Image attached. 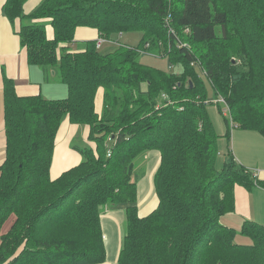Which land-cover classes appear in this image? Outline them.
Masks as SVG:
<instances>
[{
    "label": "trees",
    "instance_id": "obj_1",
    "mask_svg": "<svg viewBox=\"0 0 264 264\" xmlns=\"http://www.w3.org/2000/svg\"><path fill=\"white\" fill-rule=\"evenodd\" d=\"M25 3L4 0L3 14L28 62L47 78L54 71L68 95L20 96L4 77L0 264L105 263L103 215L118 209L127 227L114 264H264V225L248 219L237 230L222 221L235 211L237 185L264 188V180L231 149L229 161L217 159L232 125L264 136V0H42L31 13ZM79 27L100 36L74 47ZM129 31L141 32L136 47L99 51L100 40L116 43L115 34ZM144 53L167 58L170 70L141 62ZM211 103L225 135L209 117ZM65 119L87 125L95 147L73 146L83 160L52 179ZM145 158L150 170L160 160L159 203L142 217Z\"/></svg>",
    "mask_w": 264,
    "mask_h": 264
},
{
    "label": "crops",
    "instance_id": "obj_2",
    "mask_svg": "<svg viewBox=\"0 0 264 264\" xmlns=\"http://www.w3.org/2000/svg\"><path fill=\"white\" fill-rule=\"evenodd\" d=\"M41 1L35 4L34 9ZM3 3L4 0H0V165L5 158L4 153L6 147L3 92L4 77L7 76L15 82L17 93L20 96L42 94L49 99H61L68 95V87L66 84L52 78L55 76L54 71H51V77L47 78L41 67L31 65L28 62L27 55L25 54L26 49L21 45L16 26L3 14ZM35 3H37V0H35ZM33 10L25 13H31ZM98 36H100L99 32L95 28L79 27L75 35V41L93 40L99 38ZM75 46H77L76 43H74ZM103 94L104 91L102 89L97 93L96 110L99 114L103 111ZM78 134L81 137L83 146L75 143V138H77L76 136ZM232 134L234 137L236 160L254 172V175L258 179L264 180V147L256 143L260 142L261 144L264 142V136L255 130L235 129V127L232 129ZM88 136L89 127L87 125L73 124L68 119L63 121L56 140L53 164L51 167L52 179L58 178L63 172L76 166L83 160L82 155L73 146L95 147V143L89 141ZM159 161L149 171L148 178L146 179L145 176L139 182V213L142 217L152 212L159 203L153 184L154 172ZM143 187L146 193L140 195ZM154 199L156 204L152 206L150 201ZM235 199V211L223 216L224 223L234 227L235 225L241 227L243 221L248 219L258 223H264V188L254 185L251 190H248L243 186L237 185L235 187ZM103 220L106 236L107 261L102 264H114L117 262L121 248L122 230L124 229L123 220H125L124 212L121 209L114 210L112 213L106 212L103 215ZM110 248L111 254L109 252ZM112 249H114L113 255Z\"/></svg>",
    "mask_w": 264,
    "mask_h": 264
},
{
    "label": "rangeland",
    "instance_id": "obj_3",
    "mask_svg": "<svg viewBox=\"0 0 264 264\" xmlns=\"http://www.w3.org/2000/svg\"><path fill=\"white\" fill-rule=\"evenodd\" d=\"M39 1L40 0H37V3H35V0H26V3H25L26 5L24 6L25 12H30L31 10H33L34 6H36L35 4H38ZM140 34H141V32H138V31H129V32L122 33L121 35L115 34L113 39H114V42H116V43L104 42L102 44V46L99 48V51H101L102 53H107L119 44H124V45H128V46H135L136 47L141 40ZM83 42H85V41H82V42L76 41L74 43H76L78 45V44H82ZM75 47H77V46H75ZM140 57H141L140 61L143 63H146L148 65L160 68V69L165 70L167 72L170 70V67L168 65L169 63L167 62L168 61L167 58H164V59L161 58L160 59V58H157L156 55L150 54V53L149 54L144 53ZM173 70L175 72H180L181 70H183V67L181 65H176V66H174ZM208 112L210 115L209 117H211V119L215 125L216 131L219 134L225 135L227 133L228 124L225 121V117L223 116V114L219 108V105L216 103H211L208 106ZM232 123L233 122H231V124ZM236 126L237 125L235 124L234 125L235 129L237 128ZM231 129H234V128L231 127ZM76 137L77 138H75V143L78 145L80 144V146H83V142L81 141L80 135L78 134ZM222 139H224V141L221 142ZM256 143H258L259 145L264 147V142H262L261 144H260V142H256ZM219 145H220V151L219 152L222 153V156H219L217 159L219 160V164L222 165L225 161H229L231 159V157H230L231 155L228 153L229 149L232 150L233 155L235 156L233 134H232V138H231L229 144H228L227 139H225L224 137H221V139L219 141ZM141 162H142L141 163L142 165L140 166L141 179L139 182H141V180H143V178H145V176H146V179L148 178L150 167H151L150 166L151 161L148 158H145ZM143 174H146V175H143ZM144 189L145 188L143 187L140 195H143L146 193V190H144ZM150 202H151L152 206L153 205L155 206V204H156L155 199L151 200ZM222 221H224L223 218H222ZM123 223L125 225H124V229L122 231H126V227H127L126 220ZM260 224L264 225V223H262V222H260ZM6 227H7V224L2 227L1 233H3L5 231ZM235 228L237 230H239L240 226L235 225ZM123 234H124V232H123ZM123 234H122V236H123ZM235 239L239 242H242V243H246L249 241L245 237L242 238L241 235H237ZM108 250H109V248H108ZM113 250L114 249H112V255H113ZM109 252L111 254V248H110ZM112 255H110V256H112Z\"/></svg>",
    "mask_w": 264,
    "mask_h": 264
},
{
    "label": "built area",
    "instance_id": "obj_4",
    "mask_svg": "<svg viewBox=\"0 0 264 264\" xmlns=\"http://www.w3.org/2000/svg\"><path fill=\"white\" fill-rule=\"evenodd\" d=\"M103 41L104 40H100L99 43H98V46H101L104 43ZM219 100L224 103V112L225 113H230V109H229L227 103L225 102V99L224 98H220ZM233 128H234V125H233Z\"/></svg>",
    "mask_w": 264,
    "mask_h": 264
}]
</instances>
